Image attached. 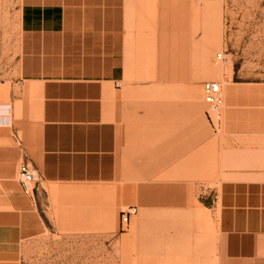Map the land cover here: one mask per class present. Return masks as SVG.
<instances>
[{
    "label": "crops",
    "instance_id": "crops-1",
    "mask_svg": "<svg viewBox=\"0 0 264 264\" xmlns=\"http://www.w3.org/2000/svg\"><path fill=\"white\" fill-rule=\"evenodd\" d=\"M200 9L191 0H18L16 81L24 93L40 83L64 90H54L47 102L39 92L28 104L8 86L0 95V262L12 261L22 242L51 225L61 229L85 221L105 227L116 206L136 201L125 185L133 166L127 163L130 143L191 139L184 67L190 37L183 30L190 28L191 10ZM159 13L180 19H158ZM168 28L182 31L159 37L152 31ZM222 70L217 78L223 86ZM128 75L165 79L134 84L128 90L133 95H127L122 84ZM206 75L205 64L199 77ZM262 87L253 82L225 87L215 169L222 179L206 207L223 235L264 237V113L247 115L255 89ZM153 93L165 94L159 104ZM198 106L194 100L193 113ZM192 126L197 130L192 140H201L205 120L198 117ZM204 149L205 142L198 159ZM22 161L38 176L31 194L17 179ZM221 253L225 264H264V249L253 261Z\"/></svg>",
    "mask_w": 264,
    "mask_h": 264
},
{
    "label": "rangeland",
    "instance_id": "rangeland-1",
    "mask_svg": "<svg viewBox=\"0 0 264 264\" xmlns=\"http://www.w3.org/2000/svg\"><path fill=\"white\" fill-rule=\"evenodd\" d=\"M191 4L201 7L200 11L191 10L190 28L183 30L184 34L188 31L190 37V60L184 67L189 70L191 90V139L173 143L165 140L130 143L127 163L133 166L128 167L125 185L126 191L136 196V201L116 206L115 216L109 218L105 227L101 222L85 221L61 229L51 225L40 236L22 242L12 261L0 264H225L221 249L238 261H253L260 254L259 250L264 249V243L258 242H264V237L220 234L213 215L206 208L210 190L222 179L215 171L217 159L218 166L220 163L221 130L219 124L213 126L209 122L201 91L204 81L220 80L208 74L209 66L219 71L223 67L221 120L226 116L225 87L234 82L263 86L255 89V103L247 115L264 113V0H191ZM165 15L167 20L180 19L176 13H159L157 17ZM17 17L18 0H0V84L3 83L0 95L8 86L15 97L24 96L27 104L36 100L29 98L32 95L36 98L39 92L47 102V96L64 87L40 83L35 84L34 92L24 93L22 85L16 81ZM152 31L159 37L165 33L176 36L182 30ZM219 53L222 59H217ZM205 64L207 75L201 78L199 74L204 72ZM164 79L128 75L122 84L123 90L133 95L128 90H133L134 84L161 83ZM149 95L154 104H159L165 94ZM127 99L134 101L133 97ZM194 100L199 104L196 114L192 111ZM198 117L205 120L204 130L200 126L199 141L192 140L197 136L192 122H197ZM203 142L205 152L198 159L197 152L203 148ZM213 175H216L214 181L206 180ZM188 198L193 203H187ZM129 206L135 207V213L128 224L121 227V212Z\"/></svg>",
    "mask_w": 264,
    "mask_h": 264
},
{
    "label": "built area",
    "instance_id": "built-area-1",
    "mask_svg": "<svg viewBox=\"0 0 264 264\" xmlns=\"http://www.w3.org/2000/svg\"><path fill=\"white\" fill-rule=\"evenodd\" d=\"M217 59H222V54H217ZM203 101L207 106V115L209 122L214 126L219 124L221 120L222 105V88L220 82L215 80H206L202 83ZM17 179L25 194H31L34 184L38 179L36 171L27 161H22L18 166ZM135 213V207L129 206L125 211L121 212V227L128 224L129 218Z\"/></svg>",
    "mask_w": 264,
    "mask_h": 264
},
{
    "label": "bare ground",
    "instance_id": "bare-ground-1",
    "mask_svg": "<svg viewBox=\"0 0 264 264\" xmlns=\"http://www.w3.org/2000/svg\"><path fill=\"white\" fill-rule=\"evenodd\" d=\"M220 54V53H219ZM217 56V55H216ZM208 71H209V73H211L212 75H214V77H217L218 76V72H220L219 70H218V68L217 67H214V66H211V67H209V69H208ZM221 84V83H220ZM222 86V85H221Z\"/></svg>",
    "mask_w": 264,
    "mask_h": 264
}]
</instances>
